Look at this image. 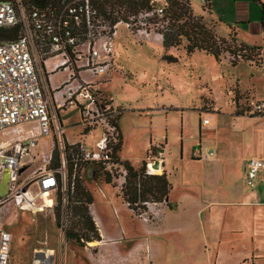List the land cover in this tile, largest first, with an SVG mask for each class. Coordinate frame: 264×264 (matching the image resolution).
<instances>
[{
    "label": "rangeland",
    "instance_id": "374dc122",
    "mask_svg": "<svg viewBox=\"0 0 264 264\" xmlns=\"http://www.w3.org/2000/svg\"><path fill=\"white\" fill-rule=\"evenodd\" d=\"M189 2L193 13L202 15L218 35L228 37L231 29H237L236 42H258L263 46L259 45V52L254 51L251 59L244 60L236 54L238 63L232 65L233 55L228 52L216 61L213 55L203 51L186 54L184 42L166 48L158 41L159 23L136 19L132 31L123 24L118 26L115 62L106 86L122 108L118 117L122 133L120 155L138 166L145 156L146 162L158 149L163 151L160 157L165 161L162 159L160 172L156 174L166 168L172 185L169 202L176 205L169 209L164 202L147 203L145 209L134 212L119 195L122 183L118 173L109 172L111 181L106 182L102 165L80 162L76 171L72 169V177H79L89 190L92 207L109 233L104 234L102 243L100 239L88 240L95 243H88L90 247L86 248L85 239L76 241L65 236L67 230L85 231L78 216L69 211L68 217L65 212L58 217L55 209L58 189L62 191V202L65 204L67 200L71 161L67 154L64 179L50 193L54 196L52 206L42 205L40 194L37 204L42 207L39 209L0 203V225L12 235V264H30L34 248H57L61 241L64 242L62 252H55V264H240L237 257L251 250L264 254V204L257 208L253 202H238L252 188L242 175L244 161L236 157L240 146L252 141L253 132L261 136V147H244V160L259 156V149L264 150V118L234 121L231 117V112H239L233 100L242 102L238 106L243 114L249 115L244 111L248 108L249 90L240 91L237 79L243 88L259 83L264 95V73L258 66L263 61L264 47L261 5L254 0H212L210 5H204L202 0ZM152 4L158 6L160 0ZM136 26L146 27V32L136 33ZM168 56L177 59L169 61ZM202 117H208L209 122L204 125L200 120L199 125ZM61 118L66 126V139L69 142L79 139L83 127L78 113L67 111L61 113ZM97 135L98 130L88 134L87 144ZM4 137L1 135L0 139ZM42 138L33 148L31 165L20 174L22 180L32 176V171L42 165L39 154L48 150ZM199 142L213 149L212 158L192 155L193 147ZM150 144H156L153 153L147 152ZM57 161L58 166H55ZM59 165L56 148L47 167ZM8 180L7 172H3L0 196L7 193ZM253 191L263 199L264 180H257ZM228 201H236V204L226 206ZM114 208L118 210L116 215ZM255 223L260 235L257 242L252 243L248 232ZM237 224L243 232H231L230 227ZM109 248H118L122 255L109 253ZM261 262L264 264V258Z\"/></svg>",
    "mask_w": 264,
    "mask_h": 264
},
{
    "label": "built area",
    "instance_id": "2783aa9c",
    "mask_svg": "<svg viewBox=\"0 0 264 264\" xmlns=\"http://www.w3.org/2000/svg\"><path fill=\"white\" fill-rule=\"evenodd\" d=\"M202 2L207 5L209 1ZM126 5L127 0H45L41 5L31 0H0V134L5 136L0 139V179L3 172L9 178L0 203L21 209L42 207L37 197L42 190L58 187L57 173L64 179L67 153L73 171L80 162H92L118 173L120 184L125 182L127 170L114 157L122 108L106 88L115 62L118 26L123 24L132 31L136 19L153 13L162 16L167 1L137 13L125 10ZM14 26H18L17 35L7 37ZM135 30L146 32V27L136 26ZM158 35L161 37L160 32ZM55 72H63L64 77L52 83ZM67 111L77 112L83 127L82 136L70 142L61 118ZM244 111L264 116V99L249 103ZM208 122V118L201 119L204 125ZM94 130L98 135L88 145L86 138ZM45 136L52 142L39 154L42 165L22 180V170L32 163L33 148ZM55 147L60 165L49 168ZM191 153L195 158H209L214 151L199 143ZM161 154L158 150L146 160V173L152 174L150 167L156 160L161 165ZM259 173H264V157L252 156L243 168L246 184L254 187ZM53 201L54 196L50 206ZM117 212L114 208L113 213ZM63 221L66 224V216ZM94 222L101 233V224ZM11 239V232L0 225V264H12ZM84 242L90 247L88 240ZM63 243L57 248H34L30 264H55L54 254L62 252Z\"/></svg>",
    "mask_w": 264,
    "mask_h": 264
},
{
    "label": "trees",
    "instance_id": "16d2710c",
    "mask_svg": "<svg viewBox=\"0 0 264 264\" xmlns=\"http://www.w3.org/2000/svg\"><path fill=\"white\" fill-rule=\"evenodd\" d=\"M167 5L164 8L162 16H157L155 13L146 17V22L161 23L162 27L159 30L161 33V43L164 47L180 46L183 44L186 54L190 55L195 50L203 51L213 55L216 61L221 59L226 52L233 55L231 64L238 63L236 54H240L242 59H251L253 52H259V45H250L244 42H236V30L231 29L228 37L218 35L212 25L207 23L202 15L193 13L189 0H166ZM210 5L212 0H208ZM261 5L262 15L260 17L261 30L264 32V3L261 0H254ZM33 2V0H31ZM34 3V2H33ZM151 0H127L126 10L137 13L142 10L152 9ZM103 6V4H101ZM210 7V6H209ZM18 33V26L10 28L7 37H15ZM169 61H176L175 56H168ZM242 113V112H238ZM251 116L255 114H250ZM121 147V136L114 146V157L127 170L125 182L119 189V195L126 202L128 208L136 212L138 209H145L147 203H162L164 202L170 209L174 207V203L169 202V191L172 187L167 177V172L163 170L160 174L145 172V160L141 164L134 166L129 160L120 159L118 151ZM56 149V148H55ZM53 150V152L55 151ZM154 147L150 146L148 151H154ZM71 159L70 153H67ZM55 166H58V161ZM105 181L110 182L111 177L108 171H105ZM57 178L60 184V174L57 173ZM58 184V185H59ZM67 200L62 202V191L57 190L56 212L60 217L63 212L68 217L69 211L73 212L74 216H78L79 223L85 231L79 233L73 230H67L65 236L73 238L76 241L81 239L92 240L100 239V234L95 226L92 215L89 211V205L92 203V196L89 190L82 183V180L74 175L72 177V166L68 172V181L66 188ZM73 229V228H72Z\"/></svg>",
    "mask_w": 264,
    "mask_h": 264
},
{
    "label": "crops",
    "instance_id": "0c3cea01",
    "mask_svg": "<svg viewBox=\"0 0 264 264\" xmlns=\"http://www.w3.org/2000/svg\"><path fill=\"white\" fill-rule=\"evenodd\" d=\"M263 3H264V0H261ZM249 27H250V24L248 25V30H249ZM236 28V27H235ZM260 28H261V26H260ZM247 30V31H248ZM236 33H237V29H236ZM238 36V35H237ZM159 40V43L161 44V37L159 36V38H158ZM240 40V39H239ZM241 42H244V43H247V44H250V45H262V44H260V43H256V42H245V41H243V40H240ZM255 43V44H254ZM263 46V45H262ZM250 61H252V60H250ZM249 61V62H250ZM252 63V62H251ZM255 64V63H254ZM256 65V64H255ZM258 65V64H257ZM258 66H260L261 68H262V70H263V72L262 73H264V47H263V61L261 62V64L260 65H258ZM64 77V73L63 72H55L54 74H52L51 75V79H52V83H57V82H59L62 78ZM236 80V79H235ZM236 82H237V87H238V89L240 90V91H242V92H244V91H246V90H249V95H250V97L248 98L249 100V102H248V104L249 103H252V102H254V101H258V100H263L264 99V95L261 93V91L259 90V87H261L260 86V84L259 83H257V85H256V83H252L251 84V86H249V87H247V88H243V87H241L240 86V84H239V82H238V79L236 80ZM233 100V99H232ZM231 100V101H232ZM234 101V105L237 107V109L239 110V112H242V113H238V112H236V113H233V112H231V117H232V119L235 121L236 119H240V120H244L245 118H261V117H263L264 118V116H258V115H253V116H251L250 114L249 115H247V114H243V109H240V107L238 106V105H241V103L242 102H237V101H235V100H233ZM232 101V102H233ZM239 103V104H238ZM214 113V112H213ZM207 114V113H206ZM215 114V113H214ZM202 118H208V117H202ZM201 118V119H202ZM201 119H199V125H200V120ZM204 126V125H203ZM201 127H202V125H201ZM201 127H200V130H199V132L201 133ZM121 132V131H120ZM122 135V133H120V136ZM0 136H1V134H0ZM251 137H252V141H249L248 143H247V145H244V144H242L241 146H240V149H241V151H239V153L237 154V158H238V160H241L242 162H243V168H244V165H245V161L246 160H244V158H245V154H246V151L244 150V147H246L247 148V146L248 145H250V146H253V147H255L256 145H257V147L258 148H260L261 147V136L258 134V133H254L253 132V134H251ZM253 138H254V140H253ZM200 140V139H199ZM41 142L43 143V145H45V146H47V149H49L50 148V144H51V142H52V140H51V138L49 137V136H45V137H43L42 138V140H41ZM200 143V142H199ZM201 144V143H200ZM156 145V144H155ZM155 145H153V144H150V146H153L154 148L156 147ZM202 145V144H201ZM162 146V145H161ZM163 146H164V143H163ZM122 136H121V147H120V150H121V152H122ZM120 150L118 151V155H119V157L121 158V159H123V160H127L126 158H124V157H122L121 155H120ZM155 150H156V148H155ZM159 150V149H158ZM260 150V153H259V156H256V157H264V150L261 152V149H259ZM159 151H161V150H159ZM149 152H151V153H153L152 151H149ZM162 153H163V151H161ZM213 156H211V157H209V158H212ZM252 157V156H251ZM216 159H218V158H220V156H216L215 157ZM250 158V157H249ZM144 159H147V157L145 156V158ZM163 160H164V157L162 158ZM209 160V159H208ZM165 161V160H164ZM164 167H165V164H164ZM164 170L166 171V168H164ZM243 170V169H242ZM242 175H243V172H242ZM30 177V176H29ZM262 180H264V173H259L258 174V181H262ZM252 188V191H248V192H246L245 194H244V196H245V198L244 199H241L240 201H238L239 203H245V202H253V204L254 205H256L257 206V208L259 207V206H261V205H263L264 204V198L262 199L261 198V196L259 197V194L256 192V191H253V188L254 187H251ZM104 194V193H103ZM168 200H169V197H168ZM228 202H230L229 204L227 203V204H225L226 206H228V205H235L236 203H234V202H236V201H232V203H231V201H228ZM125 204H126V202H124ZM175 205H176V203H174ZM127 205V204H126ZM174 205V206H175ZM168 207V206H167ZM169 208V207H168ZM170 209V208H169ZM89 211H90V214L92 215V218L94 219V220H96V221H98L100 224H101V219L99 218V216L96 214V212H95V210H94V208L92 207V203L89 205ZM230 230H232L231 232H234V233H241V232H243V230H242V227L240 226V225H232L231 227H230ZM104 234L105 235H108L109 233L107 232V231H105V229L102 227V224H101V233H100V235H101V239L99 240L101 243H102V241H104L105 239H104ZM248 234H249V238H250V241L252 242V243H256L257 242V239L259 238L258 236L260 235L259 234V231H257V223H255V225H254V227L253 228H250V230H249V232H248ZM114 252V253H116V254H118V255H122V253H121V251L117 248V249H112L111 250V248H109V253H111V252ZM248 255V256H247ZM105 257V256H104ZM106 258V257H105ZM264 258V254H261V252H258V251H253V250H251V251H249L247 254H242V255H240V256H238L237 257V260L236 261H239L238 263H240V264H263L262 262H261V260Z\"/></svg>",
    "mask_w": 264,
    "mask_h": 264
},
{
    "label": "bare ground",
    "instance_id": "6f19581e",
    "mask_svg": "<svg viewBox=\"0 0 264 264\" xmlns=\"http://www.w3.org/2000/svg\"><path fill=\"white\" fill-rule=\"evenodd\" d=\"M160 166H161L160 164L158 165V167L151 166L150 167L151 172L152 173H159L160 168H161ZM50 193H53V191L52 190H42L40 192V198H43V201H44L43 202L44 204L42 203V205H45L46 207H49L50 204L52 203V200H53V196H50ZM89 243L94 244L95 242L89 241Z\"/></svg>",
    "mask_w": 264,
    "mask_h": 264
},
{
    "label": "water",
    "instance_id": "95a60500",
    "mask_svg": "<svg viewBox=\"0 0 264 264\" xmlns=\"http://www.w3.org/2000/svg\"><path fill=\"white\" fill-rule=\"evenodd\" d=\"M44 1L45 0H33V2L35 3V4H37V5H41V4H43L44 3ZM158 161L156 160L154 163H153V166L154 167H158Z\"/></svg>",
    "mask_w": 264,
    "mask_h": 264
}]
</instances>
